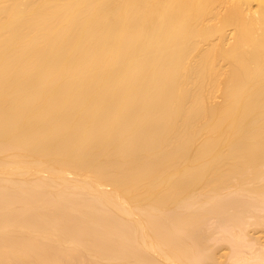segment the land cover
<instances>
[{"label": "bare ground", "instance_id": "6f19581e", "mask_svg": "<svg viewBox=\"0 0 264 264\" xmlns=\"http://www.w3.org/2000/svg\"><path fill=\"white\" fill-rule=\"evenodd\" d=\"M259 200L264 0H0V264L262 263Z\"/></svg>", "mask_w": 264, "mask_h": 264}, {"label": "rangeland", "instance_id": "374dc122", "mask_svg": "<svg viewBox=\"0 0 264 264\" xmlns=\"http://www.w3.org/2000/svg\"><path fill=\"white\" fill-rule=\"evenodd\" d=\"M230 193H232V192H230ZM230 193H228V194L225 195V196H227V198L224 196V197L226 198V202H227L228 200H234V199H235V203H234L233 205H235V206H234L235 208H238L240 205H238L237 203H241V202H239V201H240V198H239V197H241V201H242V203H243V201H245V197H246V196L244 195V197H243L241 194L234 193V192H233V193H234L233 195L230 194ZM229 195H230V197H229ZM234 195H235V196H234ZM240 195H241V196H240ZM224 197H223V198H224ZM248 197H249V196H248ZM248 197L246 198V201L248 200ZM249 198H251V197H249ZM227 199H228V200H227ZM243 199H244V200H243ZM254 199L256 200V198H254ZM223 200L225 201V199H223ZM251 200H253V198L250 199L249 201H251ZM255 200H254V201H255ZM246 201H245V202H246ZM249 201H248V202H249ZM222 202H223V201H222ZM228 202H229V201H228ZM248 202H247V203H248ZM260 202H261V200L257 201L258 205L261 206V208H264V206L261 205L262 203H264V201H262L261 203H260ZM231 203H232V201H231ZM231 203H229V204H231ZM242 203H241V206L243 205ZM229 204H227V205H229ZM244 204H246V203H244ZM248 204H250V202H249ZM253 204H254V203H253ZM233 205H229V206H230V209H229V207H227V208L229 209V212H231V213H230L231 215H233V213H234L233 210L236 211V209H233ZM250 205H251V204H250ZM241 206H240V207H241ZM240 207H239V210L241 209ZM245 207H248V206H247V205H246V206H243V207H242L243 210L241 209V210L244 211V212H245V210H244ZM227 208H226V209H227ZM250 208H252V207L250 206ZM230 210H231V211H230ZM247 210H248V209H247ZM247 210H246V211H247ZM253 210H254V206H253V208H252L251 210L249 209L248 211L251 212V211H253ZM257 210H258V208H257ZM257 210H256V211H257ZM254 211H255V210H254ZM225 212L227 213L228 210H227V211L225 210L224 213L220 214V215H221V218L219 217V219H224V221H225V222H223L224 224L226 223L227 219H229V218H225V216H226V215H225ZM250 212H249V214H250ZM257 212H258V213H257ZM257 212H255L256 214L253 213V214H255L256 216H257V214H259L257 217H254V218H253L254 220H258V219H255V218H259L261 214H264V209L260 210V208H259V210H258ZM242 213H243V212H242ZM245 213H246V212H245ZM245 213H244V214H245ZM227 214H229V213H227ZM234 214H235V213H234ZM247 214H248V213H247ZM249 214H248V215H249ZM220 215H218V216H220ZM231 215H228V216H226V217H229V216H231ZM253 216H254V215H253ZM261 216H262V215H261ZM243 217H245V216H243ZM249 217L252 218V216H249ZM262 217H264V216H262ZM216 218H218V217H216ZM216 218H215V217H212V218H211L212 220L210 219V221H209L210 223L208 222V223H207L208 225H207V227H206V228L209 227V229H210L211 231H209V230H208V231H209V232H212V231H213V232H212L213 234H211V235L209 234V235H208V234H207V233H209L208 231H207V232L204 231V232H206L205 234H207V235H205L204 233H203V234H204V238H205V236H206V237H207V236H210V237H208V238H209V239H208L209 242L207 241V239H205L208 243H211V244H212V243L214 242V243H215V246H217V248H218V246H219V247L223 246V247L225 248V249L222 248V247L219 248V253H220V252L223 253L224 251H227V252H228L229 249L226 248V247H228V248H231L230 251H231L232 254L230 253V256H233V257H234V255H236V254H238V253L240 254V253L243 252L242 254H240V255H242V256L239 255V257L242 258L243 255H244V253H246V255H244V257H245L244 260H246L247 257H248V259H250V257L252 258V256H254V255H253V252H254V254H255V252L257 253V251L259 250L260 247L262 248V250H264V228H262V227H264V225L259 226L260 224L257 225L258 223H257V224L254 223L255 225H253V224H252V223H253V221H252L253 219H251L250 221H252V222H250L251 225L248 226V228H249V229H248V228L246 227V223H248V221H247V222L244 221V222H245V223H243L244 228L246 229V231H248V232L250 233L249 236H252V237L256 238L254 241H257L258 244L255 243L254 241H252L253 243H255L254 245H253V243H252V244H250V243L248 244V243H247V244H244V246H242V243H241L240 241H238V240H237V237H236V236H238V237H239V236H242V234H241V235H236L235 232H236L238 229H237L236 227L233 228V226H231V223H230L229 221L227 222L228 225H227V223H226V225H227L228 228L231 226V228L234 229L233 231H234L235 234L233 233V237H236V238H233V239H234V240L236 239V242H237V241L240 242L239 244H241L242 248L244 247V250L247 251V252L244 251V250L240 247L241 250H243V251L239 252V250H236V249H235L236 245H239V244H237V243L235 242V243H236V245H235V243L233 244L234 241H232V240H233L232 238H231L232 240H230V239H228L229 237H225L226 235H227V236L229 235V236L231 237V236H232V233H230L231 231H230V230L228 231V228H227L226 225H225L224 227L227 228V229H226V228H225V229H226L231 235L228 234V233L226 234L227 231H226V232L224 231V230H225L224 227H223V226H222V227L219 226V224L222 225V224H221V221H223V220L219 221V219H216ZM231 218H232V216H231ZM246 218H247V217H245V219H246ZM215 219H216V220H215ZM249 219H250V218H249ZM259 220H262V219H259ZM207 221H208V220H207ZM211 221H212V222H211ZM217 221H219V222H217ZM250 223H248V224H250ZM205 224H206V223H205ZM248 224H247V225H248ZM202 228H203V227H202ZM203 229H204V228H203ZM203 229H202V230H203ZM232 229H231V230H232ZM236 229H237V230H236ZM206 230H207V229H206ZM222 230H223V231H222ZM224 232H225V235L223 234ZM222 234H223V235H222ZM237 234H238V231H237ZM234 235H236V236H234ZM222 237H225V238H227L228 240L225 239V238H224V239H225V240H224V239H222ZM242 237H243V238H240V237H239V240H240V239L243 240L244 238H245V239L248 238V237H246V236H242ZM246 240H247V239H246ZM211 241H212V242H211ZM230 241H231V242H230ZM244 241H245V240H244ZM249 241L251 242V240H249ZM249 241H246V242H249ZM246 242H243V243H246ZM214 243H213V244H214ZM250 245H252V246H250ZM255 245H256V246H257V245H258V246L261 245L260 247H258V250H257V251H254V249L256 250V248H257ZM239 246H240V245H239ZM239 246H237V247H239ZM254 247H255V248H254ZM220 249H221V250H220ZM237 249H238V248H237ZM235 250L238 251V253H236ZM222 251H223V252H222ZM232 251H233V252H232ZM234 251H235L236 254L234 253ZM227 252H225V254L229 255V252H228V253H227ZM261 252H262V251H261ZM258 253H259V252H258ZM255 255H256V254H255ZM258 255H259V254H257V256H258ZM260 255L264 256V254H262V253H261ZM230 256H229V257H230ZM257 256H256V257H257ZM229 257H227L226 259L229 260V259H230ZM233 257H231V261H232V263H233L234 260H235ZM237 257H238V256H237ZM254 257H255V256H254ZM256 257H255V258H256ZM259 257H260V256H259ZM232 258H233L234 260H232ZM241 258H240V259H241ZM262 258H264V257H262ZM262 258H261V259H262ZM248 259H247V261H248ZM253 259H254V258H253ZM253 259H252V260H253ZM220 260L222 261V259H220ZM224 260H225V258H224ZM237 260H239V259H237ZM244 260H243V261H244ZM250 260H251V259H250ZM254 260H256V261H254V262L252 261L253 264H255V263L257 262V260H259V259H254ZM235 261H236V260H235ZM225 262H226V261H225ZM225 262H224L223 264H228V262H227V263H225ZM239 262H242V261L240 260ZM239 262H238V263H239ZM249 262H250V261H249ZM245 263H246V262H245ZM247 263H248V262H247ZM262 263H264V261H262ZM262 263H260V260H259L258 264H262ZM229 264H230V263H229ZM242 264H243V263H242ZM249 264H250V263H249ZM256 264H257V263H256Z\"/></svg>", "mask_w": 264, "mask_h": 264}]
</instances>
